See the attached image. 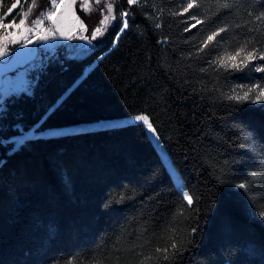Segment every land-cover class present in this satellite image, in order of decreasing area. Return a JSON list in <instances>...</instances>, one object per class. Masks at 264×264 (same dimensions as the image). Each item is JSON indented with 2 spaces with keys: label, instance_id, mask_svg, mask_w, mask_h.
I'll return each instance as SVG.
<instances>
[{
  "label": "trees",
  "instance_id": "16d2710c",
  "mask_svg": "<svg viewBox=\"0 0 264 264\" xmlns=\"http://www.w3.org/2000/svg\"><path fill=\"white\" fill-rule=\"evenodd\" d=\"M30 1L29 20L51 3ZM114 3L101 44L59 47L1 111L0 264H264V95L247 93L264 90V0ZM138 114L191 204L141 122L2 142Z\"/></svg>",
  "mask_w": 264,
  "mask_h": 264
},
{
  "label": "rangeland",
  "instance_id": "374dc122",
  "mask_svg": "<svg viewBox=\"0 0 264 264\" xmlns=\"http://www.w3.org/2000/svg\"><path fill=\"white\" fill-rule=\"evenodd\" d=\"M78 0H50V5L37 18L29 20V11L33 3L30 0H12L11 2H3L0 0V60H7L13 51L21 45L32 44L37 39H41L39 44V55L35 60L26 67L18 69L16 72L7 75L4 79V87L1 89L2 96L0 98V115L5 107L7 99L12 95L21 92L32 93L37 78L42 68L49 61L52 53L56 52L61 46H71L74 44L79 49L87 47L82 52L72 50L71 55L75 57L84 56L90 49L101 44L109 31L113 28L117 21V12L114 0H105L99 3L97 0V11L99 13L98 20L93 24L92 29L88 28V23L77 12L76 3ZM84 14L91 21L93 18V2L92 0H80ZM132 3L139 0H130ZM92 2V3H91ZM123 18L122 28L116 36V42L121 32L127 28L126 13L122 11ZM94 43V45H92ZM246 56V55H245ZM247 57V56H246ZM249 57V56H248ZM226 61L234 62L236 56L229 55ZM91 67V66H90ZM88 67V69L90 68ZM247 93L255 100L259 101L264 95V90L257 86L248 89ZM126 122H141L145 125L152 141L154 142L162 160L166 163L170 173L172 174L177 186L180 188L188 203H192V197L186 188V185L175 166L172 158L163 145L156 129L146 114H138L125 118L100 119L90 122H81L77 124L48 127L38 130L37 126L29 130L23 131L21 134L5 139L2 142L11 141L12 149H17L27 139L33 136H57L69 132L84 130L88 128L104 127L108 125L121 124Z\"/></svg>",
  "mask_w": 264,
  "mask_h": 264
},
{
  "label": "water",
  "instance_id": "95a60500",
  "mask_svg": "<svg viewBox=\"0 0 264 264\" xmlns=\"http://www.w3.org/2000/svg\"><path fill=\"white\" fill-rule=\"evenodd\" d=\"M41 39H37L32 44L18 46L9 59L0 60V98L2 96L1 89L4 87V79L7 75L16 72L18 69L26 67L29 63L39 55V44ZM91 43V41H90ZM87 45V47L90 45ZM94 45V43H92Z\"/></svg>",
  "mask_w": 264,
  "mask_h": 264
}]
</instances>
